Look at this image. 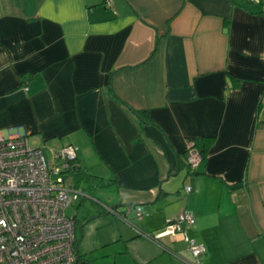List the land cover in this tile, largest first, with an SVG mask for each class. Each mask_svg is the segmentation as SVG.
Segmentation results:
<instances>
[{
	"label": "crops",
	"instance_id": "1",
	"mask_svg": "<svg viewBox=\"0 0 264 264\" xmlns=\"http://www.w3.org/2000/svg\"><path fill=\"white\" fill-rule=\"evenodd\" d=\"M0 132L50 157L74 145L77 167L115 179L106 214L140 207L143 231L191 213L201 264H264V0H0ZM114 239L131 264L163 254Z\"/></svg>",
	"mask_w": 264,
	"mask_h": 264
},
{
	"label": "built area",
	"instance_id": "2",
	"mask_svg": "<svg viewBox=\"0 0 264 264\" xmlns=\"http://www.w3.org/2000/svg\"><path fill=\"white\" fill-rule=\"evenodd\" d=\"M76 159L74 145L51 149L47 159L42 148L29 147L23 137L0 132V264H86L77 252L74 218L66 213L82 196L72 182ZM201 161L198 150L190 147L186 156L190 169ZM135 212L140 219V207ZM130 213L126 209L124 223L136 235L153 243L180 236L192 258L185 263L201 264L205 246L187 234L196 222L191 213H179L153 234L137 228Z\"/></svg>",
	"mask_w": 264,
	"mask_h": 264
},
{
	"label": "rangeland",
	"instance_id": "3",
	"mask_svg": "<svg viewBox=\"0 0 264 264\" xmlns=\"http://www.w3.org/2000/svg\"><path fill=\"white\" fill-rule=\"evenodd\" d=\"M43 152L45 157L49 159L50 153L48 149L45 148ZM79 187L82 190L79 207L75 204L69 207L66 213L69 217L74 218L76 237L79 240V251L84 263L131 264V258L128 256L126 246L123 242H114V237L117 235V227H120L123 236L129 233L136 234L128 224L118 220L111 214H106L103 206H112L115 203L114 199L116 196L112 187L96 186L89 189L88 183L85 181L79 182ZM129 218L134 224L140 221L136 216L135 209H131ZM103 219L107 220V222L105 223ZM103 221L104 224H102ZM139 238L144 239L143 237ZM100 240L105 241L104 244L106 245H102ZM189 259H192L191 256ZM148 264H172L171 256L169 253H163Z\"/></svg>",
	"mask_w": 264,
	"mask_h": 264
},
{
	"label": "trees",
	"instance_id": "4",
	"mask_svg": "<svg viewBox=\"0 0 264 264\" xmlns=\"http://www.w3.org/2000/svg\"><path fill=\"white\" fill-rule=\"evenodd\" d=\"M261 106H262V101L259 102L258 104V109H257V113L259 115L260 113V109H261ZM134 114H136L137 116L140 115L139 112H134ZM204 144H203V147L202 149H198L195 147L198 152L200 153L202 159L203 157L205 156V152H206V149L208 147V144H209V141L211 139H204ZM186 156H187V151L185 152V155H184V158H183V161L185 162V165L186 167L188 168L189 171H196V169H190L189 165L186 163ZM77 161V159H76ZM75 161V163H76ZM74 172V173H73ZM72 182H73V186L77 189H80L79 187V182H82V181H85L88 183V186H89V189L90 188H94V187H103V186H108V187H115V179H109V180H105V179H102V178H99V177H96V176H93L92 174H89L87 173L85 170H83L81 167H77L75 165V169L72 171ZM97 184V185H96ZM116 188V187H115ZM81 199V197L79 198V200ZM79 202V203H78ZM77 207H79V204H80V201H77ZM113 211H111V213H115L114 215L119 218L121 221L124 222L125 219H128L127 218V215L125 214V211H120L118 210L117 208H114L112 209ZM138 228V227H137ZM141 230V229H140ZM142 232H144L145 234H153L155 232H146V231H143L141 230ZM137 237H141L139 235H136ZM163 239V238H161ZM161 239H159L157 242L153 243L151 241H149L150 243L156 245L160 250L161 252L163 253H169V255L173 258H176L178 257L177 253L172 250L170 247H168L167 245L163 244V242L161 241ZM146 240V239H145ZM148 241V240H147Z\"/></svg>",
	"mask_w": 264,
	"mask_h": 264
}]
</instances>
